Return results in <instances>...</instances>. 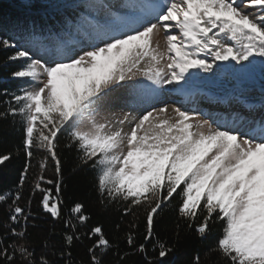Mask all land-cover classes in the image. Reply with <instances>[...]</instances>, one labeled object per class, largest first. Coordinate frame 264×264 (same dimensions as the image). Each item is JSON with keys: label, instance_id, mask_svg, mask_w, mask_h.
Returning <instances> with one entry per match:
<instances>
[{"label": "snow or ice", "instance_id": "6c2138e0", "mask_svg": "<svg viewBox=\"0 0 264 264\" xmlns=\"http://www.w3.org/2000/svg\"><path fill=\"white\" fill-rule=\"evenodd\" d=\"M23 3L30 6L28 0ZM86 8L93 16L83 15L77 24L65 21L59 30L35 21L13 22L24 42L19 47L0 39V47L16 49L8 60L21 62L11 73L21 87L5 101L0 119L10 116L21 125L25 157L17 190L0 194L9 213L0 262L17 264L19 257L21 264H53L16 241H25L33 218L31 198L27 211L20 201L37 151L46 155L32 194L41 193L40 207L54 220L63 218L58 150L65 137L64 147L76 151L79 165L96 172L100 203L120 205L122 217L135 219L124 237L128 251L121 254L101 226L87 229L91 217L83 204H74L63 218V264H75L71 248L84 239L93 241L87 250L90 264H104L109 251L119 261L146 254L149 242L157 255L147 264H169L174 248L156 237V217L176 197L179 219L189 229L195 225L199 239L206 240L212 225L223 222L210 253L226 264H264V118L237 113L210 121L167 103L140 117L100 115L117 92L135 88L128 82L137 77L152 86L140 95L151 97L162 91L188 97L197 81L220 75L243 81L259 70L264 77V0H88ZM101 13L103 19H97ZM244 96L242 90L237 102L249 112L264 111V88L259 109ZM10 159L11 154L0 155V165ZM49 160L55 179L44 175ZM139 209L145 219L137 244ZM8 236L14 239L4 245ZM194 264H200L199 256Z\"/></svg>", "mask_w": 264, "mask_h": 264}, {"label": "trees", "instance_id": "16d2710c", "mask_svg": "<svg viewBox=\"0 0 264 264\" xmlns=\"http://www.w3.org/2000/svg\"><path fill=\"white\" fill-rule=\"evenodd\" d=\"M28 2L30 6L26 7L23 0H0V39H10L18 47L24 43L19 34L15 33L11 27L15 21L25 23L35 21L40 27L54 26L59 30L65 21L77 24L80 22L81 16H92L86 8L87 0H28ZM71 38L63 37L65 40ZM15 51L16 49L6 50L0 47V112L6 109L5 101L10 98V94L17 92L21 87L20 82L11 77V73L19 67L21 62L8 60V57ZM235 84L244 85L246 92L251 88L254 91H260L264 88V77L260 73H255L251 77L244 78L243 81L236 79ZM22 139V127L18 122L14 123L10 116L6 119H0V155L11 154V159L0 165V194L17 190L25 162ZM64 145L65 137H61L58 151L63 163V204L61 206L63 218L68 216L69 209L74 204H83L85 214L91 217L87 229L93 226H101L107 238L118 244L120 253L123 254L128 251L124 237L129 231V224L134 221L135 217L132 215L122 217L120 205L113 203L105 206L100 203L96 190V172L88 166L79 165L76 151L74 149L69 151ZM45 155L42 151L35 153V159L32 161L33 168L22 189L23 199L20 201V207L27 211V202L31 198L33 218L29 219L25 241L17 240L16 242L18 244L26 243L30 249H34L37 258L45 256L53 261V264H63L60 258V253L64 248L62 237L66 231L63 218L54 220L40 207L41 193L32 194L33 183L39 174V162ZM44 175L47 179L56 178L54 166L50 160ZM44 186L49 187V185ZM10 202L9 199L8 203ZM179 203V197H176L156 217V237L160 241L166 242L169 247L174 248V251L166 258L169 264H194L196 256L200 257V264H226L225 261L219 259L218 253L209 252L210 248L216 246L222 235L223 222L218 221L213 224L208 238L201 240L196 234L195 225L189 229L187 223L179 219ZM8 215L7 204H0V236H4L7 231L5 225L8 222ZM137 215L139 219L136 222L139 227L136 230V235L137 244H139L142 242L144 233L145 213L143 209H139ZM117 224L120 225L119 230L115 227ZM177 224L180 225L179 240L176 237ZM87 229L82 228L80 231ZM13 239V237L8 236L4 240V245L12 242ZM92 243L93 241L88 239H84L82 243L79 241L74 243L71 252L75 264H90L87 250ZM153 243L149 242L146 245V254L131 255L124 261H119V257L114 255L113 251H109L104 257V264H117L118 261L119 264H147V259L157 255V252L153 250ZM17 264H21L19 257H17Z\"/></svg>", "mask_w": 264, "mask_h": 264}, {"label": "rangeland", "instance_id": "374dc122", "mask_svg": "<svg viewBox=\"0 0 264 264\" xmlns=\"http://www.w3.org/2000/svg\"><path fill=\"white\" fill-rule=\"evenodd\" d=\"M105 2H108V0H105ZM88 12L93 16L91 11L88 10ZM96 18L102 20L103 14L101 13ZM74 38L83 41V36L77 35ZM32 54L34 57L40 58L39 53L35 50L32 51ZM255 73L260 72L257 70ZM235 81L234 77L230 75H220L197 81L195 88L192 90V95L188 97L168 91H162L158 97H151L140 95L141 91L147 93L148 88L152 86L146 78L137 77L134 81L128 82L131 85H135V88L130 87L117 92L111 102L101 110L100 115L121 117L130 113L132 117H140L148 111H152L153 108L162 107L164 103H167L181 109L195 110L202 118L210 121L230 118V115L237 113L249 119L255 118L259 120L264 118V111L258 110L256 116L253 112H249L243 106V103L237 102V98L243 90L245 93L244 98L247 101L255 102L259 109L262 100L261 91L249 89L247 93L245 86L235 84ZM167 87L170 88L171 86ZM169 114L174 115V113H171V109Z\"/></svg>", "mask_w": 264, "mask_h": 264}]
</instances>
